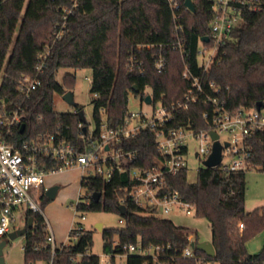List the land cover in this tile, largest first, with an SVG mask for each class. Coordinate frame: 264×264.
I'll list each match as a JSON object with an SVG mask.
<instances>
[{"label":"trees","instance_id":"trees-1","mask_svg":"<svg viewBox=\"0 0 264 264\" xmlns=\"http://www.w3.org/2000/svg\"><path fill=\"white\" fill-rule=\"evenodd\" d=\"M192 1L196 12L186 8V0H176L177 9L169 0H0V113L7 116L19 110L25 125L24 132L18 128L12 137L5 136L6 140L20 146L41 134H54L76 147L79 154L85 153L86 148L100 141L104 119L115 130L125 124L131 95L141 96L144 101L150 90L155 100L162 99L167 105L182 100L191 87L183 77L186 68L202 80L212 99L231 112L264 104V0L237 4L241 24L220 48L207 72L201 67L198 50L202 39L212 35L214 1ZM179 41L182 50L176 46ZM139 45L153 47L139 50ZM160 53L166 59L162 72L154 65ZM133 54L143 62V74L130 70ZM44 55L46 58H42ZM41 65L43 69L38 73ZM62 69L93 72V133L79 115L85 116L82 106L76 104L75 111L69 113L54 110V96L73 92L77 83L71 74L59 82ZM38 74L41 86L25 98L19 82ZM210 83L215 84V90L209 88ZM213 109L203 102L191 105L188 110L176 112V121L169 126L209 130L203 114L213 113ZM155 138L152 131L144 130L118 146L137 154L127 164L126 173L115 172L109 182L98 174L82 178L87 195L76 206L77 211L115 213L124 221L119 229L102 231L104 254L110 256V263L116 264L117 256H127L126 264H264V248L258 254L247 249L248 241L264 229V209H246L247 172L228 175L219 168H202L195 183L188 180V170L165 178L168 191L178 190L183 200L196 205L197 217L209 222L215 258L199 250H194L191 258L184 257L194 232L134 203L129 195L134 185L131 172L155 166L161 157ZM251 146V161L264 172V133H258ZM60 165L57 160L47 159L44 168L59 169ZM97 193L101 194L98 202L93 198ZM48 201L44 197L42 205ZM124 206L125 214L120 211ZM30 218L35 220L32 228ZM25 223V264L101 263V257L90 254L94 244L91 231L56 248L53 255L45 217L28 212ZM239 224L245 228L240 230ZM73 234L71 231V238ZM139 242L145 248H164L160 259L130 254L129 248ZM194 242H200L197 234Z\"/></svg>","mask_w":264,"mask_h":264},{"label":"built area","instance_id":"built-area-1","mask_svg":"<svg viewBox=\"0 0 264 264\" xmlns=\"http://www.w3.org/2000/svg\"><path fill=\"white\" fill-rule=\"evenodd\" d=\"M213 1L215 17L211 24L210 42L207 45L206 42L201 41L198 50L204 72L209 70L220 48L232 39L233 32L241 24L237 4L243 3L244 0ZM169 3L172 8H178L176 0H169ZM67 12V14L72 13ZM176 46L182 50L181 41ZM152 47V45H139L138 49L150 50ZM42 58H46V55ZM154 65L158 72L166 69V59L161 53L155 56ZM129 68L131 71L144 73L143 62L135 54L129 60ZM42 69L43 66H39L38 73ZM183 77L191 82V87L182 100L167 105L162 99L155 100L152 94H147L146 96H152L153 103L148 105L145 100L142 103L152 108L150 113L129 111L125 124L116 130L109 128L104 119L100 141L86 148L85 153L82 154H79L72 144L54 134H41L20 146L10 144L5 136L12 137L18 128L21 129L22 115L19 110L7 116L0 113V241L16 229L15 224L18 221L25 222L28 212L44 216L42 201L48 190L45 186L48 175L76 167L83 170L93 168L95 171L90 175L98 174L109 182L115 172L126 173L127 164L132 163L137 158V154L118 146L136 138L144 130L154 133L156 148L161 157L150 169L132 170L131 178L134 180V185L129 190V195L134 203L151 208L157 216L159 213L169 215L176 208L188 216H197L196 205L183 200L178 190L168 191L165 178L189 170L188 156L196 140L200 142V146L195 158L201 163V169L207 168L205 162L211 157L215 142L211 136L212 132L219 135V142L223 146L222 161L216 168L228 175L256 169L251 161L253 157L251 142L258 133H264V104L262 108H241L231 112L225 105H219L216 99H212L207 94L202 80L192 76L188 68L185 69ZM41 84L39 74L35 78L25 77L19 82L20 93L25 98H29ZM209 86L212 90L216 89L214 83H210ZM200 102L214 107L213 113L207 111L203 114V118L210 124L209 130H195L191 125L174 128L169 126L176 121V112L188 110L191 105ZM157 103L160 107H156ZM225 135L226 140L222 138ZM47 159L60 162V168L45 169ZM18 214L21 218H18ZM81 221H86L85 215L81 216ZM82 222H75L73 225L72 240L74 241L86 231ZM120 223L124 225L123 220ZM239 227L240 230L245 228L244 224H239ZM49 238L54 255L56 247L52 231ZM193 239L192 235L190 241L192 242ZM23 250L25 251L24 247ZM150 251L152 254H148ZM163 252L164 248H145L140 242L129 248L130 254L152 256L155 261L160 259ZM193 252L194 249L190 245L183 255L191 258Z\"/></svg>","mask_w":264,"mask_h":264},{"label":"rangeland","instance_id":"rangeland-1","mask_svg":"<svg viewBox=\"0 0 264 264\" xmlns=\"http://www.w3.org/2000/svg\"><path fill=\"white\" fill-rule=\"evenodd\" d=\"M66 74L76 76V84L73 90V97L75 103L84 108L85 119L89 124V130L93 133L95 129L93 120V106L91 95V83L93 72L91 69H62L58 74V81L62 82L63 77ZM147 94H151L150 90L146 91ZM156 107H160L157 103ZM130 112H143L150 113V106L142 103L141 96H131ZM54 110L57 113H69L74 112L75 108L70 105L64 96L56 94L54 96ZM226 140V135L222 136ZM200 142L196 140L192 146L190 155L188 156L189 170L188 180L191 183H195L198 178V172L201 169V163L196 160L195 153L198 151ZM95 170L82 168H71L68 170L58 171L55 174L48 175L45 179V186L47 189L51 187H59L60 190L56 197V200L44 202L42 209L44 217L48 222L49 230L55 235L56 242L54 246L61 248L64 244L67 245L73 239L70 237V229L73 224L80 223L81 216L85 215L86 221L82 222L85 230L93 233V248L90 252L91 255L101 257L100 264H111L110 256L104 254V239L103 232L98 228V225L103 226V230L106 229H119L123 225L120 223L121 218L115 213L106 212H91L80 211L78 212L76 206L79 202L85 200L87 195V189L81 186V181L84 176H89ZM81 197V198H80ZM82 199V200H80ZM246 209L248 212L256 211V209H264V172L254 169L247 172V194H246ZM21 218V215H17ZM159 217L169 219L177 226L190 229L194 232L195 236L198 235L200 242H207L212 238V231L209 222L206 219L198 218L197 216H188L177 208L169 215H163L159 213ZM17 229L25 228L23 222L18 221L15 224ZM193 235L192 242L195 241ZM24 239L19 238L11 242L5 250V258L7 264H25V252L23 250ZM264 248V229L257 234L254 238L248 241L247 249L251 254H258ZM152 254V252H148ZM8 259V260H7ZM80 260V257H79ZM127 256H117L116 264H126ZM43 264V263H42ZM208 264H213L209 262Z\"/></svg>","mask_w":264,"mask_h":264},{"label":"water","instance_id":"water-1","mask_svg":"<svg viewBox=\"0 0 264 264\" xmlns=\"http://www.w3.org/2000/svg\"><path fill=\"white\" fill-rule=\"evenodd\" d=\"M185 6L188 10H190L191 12H196V9H195V6H194V3L192 0H186V3H185ZM202 41L204 42H210V38L208 37H205L202 39ZM134 89L136 90V92L138 93L139 90L134 87ZM64 99L70 104L72 105L73 107L76 106V103H75V99L73 97V93L72 92H67L65 95H64ZM145 102L146 104L150 105L152 102V96L151 95H148L146 96L145 98ZM257 108H262L263 107V103L262 102H259L257 103L256 105ZM80 117L82 119L86 118L83 113H79ZM25 130V125L22 124L21 126V132H24ZM211 136L213 138V140L215 141L214 142V146H213V152L211 154V157H209V159L205 162V165L207 168H216L218 167L220 164H221V161H222V153H223V146L222 144L219 142V135L215 132H212L211 133ZM226 147H228V144H226ZM60 188L59 187H51L47 190L46 192V197L53 201V200H56V197L58 195V192H59ZM93 198L95 199L96 202H98L101 198V194L97 193V194H94L93 195ZM120 211L125 214L126 213V208L125 206L122 207L120 209ZM33 221L34 218H30V221H29V226L30 228L33 227ZM98 228L103 231V226L101 225H98ZM28 229L27 227L25 228H19V229H15L13 231H11L7 237H5L3 240L0 241V264H7L6 262V258H5V250L7 248V246L19 239V238H23L26 233H27ZM191 247L194 249V250H199V251H202L204 252L208 257L211 258H215L216 256V252H215V248L212 244V242H199V243H196V242H192L191 243Z\"/></svg>","mask_w":264,"mask_h":264},{"label":"crops","instance_id":"crops-1","mask_svg":"<svg viewBox=\"0 0 264 264\" xmlns=\"http://www.w3.org/2000/svg\"><path fill=\"white\" fill-rule=\"evenodd\" d=\"M52 175V174H51ZM24 224H25V227H26V223L25 222H23ZM48 223V222H47ZM74 225V224H73ZM72 228H73V226H72ZM72 228L70 229V233H71V231H72ZM16 229H17V227H16ZM53 233V232H52ZM53 235H54V233H53ZM54 238H55V235H54ZM55 242H56V239H55ZM209 242H211V239L209 240ZM65 245V244H64ZM24 246V245H23ZM25 252V251H24ZM8 260V259H7ZM9 261V260H8ZM7 261V262H8Z\"/></svg>","mask_w":264,"mask_h":264}]
</instances>
